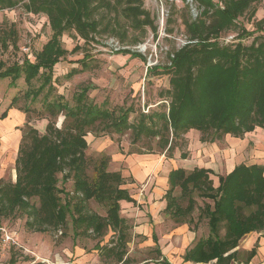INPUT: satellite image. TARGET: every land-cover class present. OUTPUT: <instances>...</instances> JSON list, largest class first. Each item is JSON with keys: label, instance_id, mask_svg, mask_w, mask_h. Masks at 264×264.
<instances>
[{"label": "trees", "instance_id": "obj_1", "mask_svg": "<svg viewBox=\"0 0 264 264\" xmlns=\"http://www.w3.org/2000/svg\"><path fill=\"white\" fill-rule=\"evenodd\" d=\"M260 1L221 0L220 5L214 0H193L199 9L195 17L185 6L180 22L186 42L167 52L168 64H153L147 69L148 75L168 74L169 87L160 92L157 109L140 111L133 119L130 118L136 112L133 106L110 109L90 101L87 92L92 85L89 83L78 87L72 105L64 101L62 95L49 92L55 90L53 67L68 52L60 45L64 31L75 30L85 42L95 40L94 36L108 30L123 39L126 28L121 17H124L128 28L144 33L148 27L156 37L158 24L142 7V0H0V10L22 3L29 12L46 14L52 31L41 48L33 53L34 59L24 55L21 61L10 65L0 63V80L9 78V84L14 85L22 78L28 85L24 92L26 99L34 101L47 88L40 99L43 112L49 117L44 132L28 120L21 129L14 161L16 179L0 182V216L23 213L27 217L25 225L36 232L59 230L65 226L68 216L74 232L79 230L78 234L92 232L100 236L113 228L117 236L112 245H97L100 251L104 250L100 253L103 261L111 264L106 259L114 257L113 263L130 264L125 256L129 241L127 222L118 211L119 201L134 199L121 187L124 183L121 173L106 169L105 155L95 162L92 174L88 173L85 136L99 131L102 134L130 131L132 144L142 138L155 139L159 150H134L137 153H164L172 157L177 140L191 129L199 131L203 142H214L226 135L242 138L256 126L264 129V35L253 36L249 44L241 38L262 31L264 19L255 20L252 31L237 22L245 14L250 20L256 12L255 4ZM100 9L105 14L95 17ZM111 12L114 15L106 18ZM175 14V11L167 14V34L173 32L171 24L176 21ZM229 30L237 32L234 40L220 42L221 34ZM1 44L6 46L4 38ZM116 53L146 59L141 53L126 48ZM85 58L84 55L75 62L86 65ZM76 72L78 69L72 67L65 76L71 77ZM34 80L39 81L38 86L30 87ZM16 99L12 97L9 106ZM29 110L28 105L23 111ZM59 115L63 118L57 126L55 119ZM5 116L6 111H3L0 119ZM186 155V152L180 153L181 158ZM210 172L198 167L190 171L177 167L168 174L165 211L175 222H191L195 193L212 201H204L203 206L198 207L199 218L208 220L209 233L186 249L183 259L203 263L215 260L216 264L246 263L253 257L255 247L243 252L241 257L236 247L246 233L264 229V165L237 164L226 175L219 176L216 187L209 177ZM59 179L62 182L72 179L70 193L58 188ZM176 188L180 190L179 197L186 200L185 206L174 194ZM62 192L64 196L60 195ZM90 199L107 207L106 216L86 209ZM221 229L223 235L219 234ZM31 261V264H44ZM14 262L11 257L8 264ZM160 262L171 264L166 258Z\"/></svg>", "mask_w": 264, "mask_h": 264}, {"label": "rangeland", "instance_id": "obj_2", "mask_svg": "<svg viewBox=\"0 0 264 264\" xmlns=\"http://www.w3.org/2000/svg\"><path fill=\"white\" fill-rule=\"evenodd\" d=\"M26 1V0H22ZM221 5V0H214ZM190 9L192 17H195L199 11L198 5L193 0H142V7L147 9L155 18L158 24V34L154 37L152 31L147 27L144 33L139 30L128 28L126 19L121 17L125 29L123 39L119 34L113 35L110 31H105L94 36L95 40L85 42L75 30H66L60 35V45L68 52L53 67V85L55 90L50 94L62 95L63 100L70 105L73 104V96L78 87L82 84H91V89L87 92L90 101L96 104L104 105L110 109L123 105L124 107L133 106L136 112L131 117L138 116L140 111L150 112L157 109V104L161 102L160 92L169 87V75L153 74L148 75L147 69L153 64H168L167 52L172 47H180L186 42V33L180 22V13L185 9ZM256 12L254 16L247 20V14L239 17L238 25L246 27L247 30L254 29V21L264 19V0L255 4ZM102 9L95 17H101ZM175 11L176 21L172 23L173 32H165V19L168 13ZM114 12L105 17L113 16ZM9 30L13 31L9 33ZM48 18L43 13H33L25 10L22 3L12 8L0 10V63L5 66L15 61H21L24 55L32 57L33 53L38 51L43 43L50 37ZM237 34L234 30L225 31L219 37L222 43H228L234 40ZM262 34L264 29L257 31L252 35L242 36V41L249 44L253 36ZM5 39L6 46L1 44ZM137 38L138 41H134ZM130 49L141 53L146 57L141 60L133 57L129 53H116L118 49ZM85 58V64L75 62L77 59ZM33 59V58H31ZM74 67L78 72L71 77L65 76L70 69ZM10 79L0 80V114L8 105L12 97H16L15 105L25 110L29 105L30 110L25 112L26 121L36 127L40 132H44L48 115L43 112L42 97L47 88L41 94L31 101L29 97L24 96L28 89L22 78L16 80L14 85L9 84ZM39 81L34 80L30 87L38 86ZM51 97V96H49ZM29 98V99H28ZM44 115V116H41ZM62 115L55 120L57 126L62 122ZM26 123V122H25ZM23 124L20 129L25 125ZM256 126L255 128H257ZM22 132V130H21ZM200 133L195 129L189 130L176 142L172 157H167L164 153H137L136 151L157 150L155 139L147 140L142 138L135 144H132V135L130 131L124 134H102L87 133L85 139L87 148L85 155L88 161V173L92 174L93 165L97 163L101 156L107 158L106 169L108 171H119L124 178L122 188H126L129 194L135 200L128 202L119 201V216L124 217L127 222V231L129 241L126 244V255L130 264H153L154 261L166 257L173 264H182V256L186 248L191 247L198 238L205 237L209 233L207 219L199 218V209L204 201L212 203L194 194L196 201L195 209L191 214V222L186 225L194 230V234L188 237L182 233L173 218L159 204L162 200L165 190L168 188L165 178L169 169L182 167L186 171L192 170L198 165L209 166L213 174L210 175L213 185H217V175L219 171H224L227 167V160L231 156H222L224 151L233 149V144L240 140L230 135L224 136L214 142H201ZM251 145L244 150L247 155ZM136 150V151H134ZM263 150V149H262ZM134 151V152H132ZM159 152V150H157ZM186 152V158H181L180 153ZM263 152V151H262ZM9 154L5 155L4 160ZM133 158V159H132ZM144 158L150 161L157 159L155 165L151 168L147 176L139 181L136 179L137 171H134L132 160ZM102 159V158H101ZM250 159V158H248ZM0 162V182H14L16 179L15 163L10 160V164L4 161ZM137 163V161H136ZM224 163V169L221 164ZM135 173V176H134ZM60 177V176H59ZM61 179V178H60ZM59 179L57 186L63 188L64 192H71L72 179L62 182ZM174 194L179 198L182 206L186 205V200L179 197L180 190L176 188ZM64 196L63 192L60 194ZM34 201V200H32ZM86 209L97 213L100 216H106L107 207L94 199L87 202ZM26 215L16 212L14 215L0 216V224L5 225L11 232L15 233L19 247L9 245L2 247L0 245V264H8L10 258L15 260L12 264H30L33 261H41L44 264H106L103 261V255L97 245H112L116 240L115 229L108 228L103 235L92 232L81 234L74 232L67 217L66 224L59 230H47L36 232L30 230L25 225ZM144 224L142 233H137L136 229ZM153 227V228H152ZM155 232L157 241H153L150 234ZM223 235V229L219 231ZM192 237V240H191ZM160 251V252H158ZM240 251V257L243 254ZM107 262L112 264L114 257H108ZM216 264V263H215Z\"/></svg>", "mask_w": 264, "mask_h": 264}, {"label": "crops", "instance_id": "obj_3", "mask_svg": "<svg viewBox=\"0 0 264 264\" xmlns=\"http://www.w3.org/2000/svg\"><path fill=\"white\" fill-rule=\"evenodd\" d=\"M30 58L34 59V56L32 55V57H30ZM0 101H1V97H0ZM10 101L7 103L8 105L3 110V111H6V116L4 118L0 119V162L2 163L5 155L9 154L8 157L4 160L9 164L11 163L10 160L13 163L15 161L17 151H18V147H19V143H20L21 136H22V132H21L20 127L23 126V124L26 122V119H27L25 112L22 109H20L18 106H16L15 102L9 106ZM226 136L228 137V135H226ZM236 139H238L240 141L233 144V146H234L233 149H231L230 151H224L225 152L224 154L222 152V156H231L232 158H231V160L226 158V160H227L226 169L224 171L218 172L219 175H217V178H216V179H218L217 185L219 184V176L220 175H226L237 164L244 163V164L249 165V164L256 163V164L264 165V129L257 127L253 131L245 133L242 138H235V140ZM201 142H203V141H201ZM248 145L252 146L249 153L247 154V155H249V157L246 156L245 151H244L248 147ZM248 158H250V159H248ZM136 161H137V163H136ZM155 161H157V159L152 160V161H150L148 159H144V158H139L137 160L134 159V161L132 160V164L134 166L133 172L137 171L136 176L134 173V176L136 177V179L139 181L143 180L147 176V174L150 172L151 168L155 165ZM220 166L223 169L225 167L224 163H222ZM196 167L208 169L209 171H211L209 174V177L211 174H213V171L209 166L198 165ZM174 168H177V167H174ZM174 168H172V169H174ZM172 169H169V171L167 172V175L165 178L166 184H168V174ZM168 187H169V185H168ZM166 190H165V192H166ZM165 192H164V194H165ZM164 194H163V196H161L163 198L159 202V204L165 210L166 199L164 197ZM134 201H132V202H134ZM187 223H188V221L187 222H179L178 228L181 229L182 233H186V231H187L188 234H186V235L188 237H190L191 234L193 236L194 230L190 229V227L188 228V226L186 225ZM140 226L141 227L138 226V228L136 229L137 230L136 232L141 234L143 228H145L144 230L147 233L146 226L144 224H142ZM150 236L153 239V241H155V242L157 241L156 234L153 230H152ZM191 240H192V237H191ZM254 247H255V253H254L253 257L248 262L244 263L242 261L241 262L233 261L231 264H264V229L261 231H250V232L246 233L240 239L239 244L236 247V249L242 250L243 252H245V251H248ZM186 249H188V248H186ZM158 252H160V251H158ZM183 256H184V254H183ZM183 256H182V264H215L216 263L215 260H211V261L206 262V263L185 261L183 259ZM162 258H166V257L162 256ZM162 258L160 260L154 261L153 264H163L160 262L162 260ZM169 263H171V262L169 261ZM30 264H31V262H30ZM171 264H173V263H171Z\"/></svg>", "mask_w": 264, "mask_h": 264}, {"label": "built area", "instance_id": "obj_4", "mask_svg": "<svg viewBox=\"0 0 264 264\" xmlns=\"http://www.w3.org/2000/svg\"><path fill=\"white\" fill-rule=\"evenodd\" d=\"M15 233L11 232L5 225L0 224V245L4 248L9 245H14L19 247V242Z\"/></svg>", "mask_w": 264, "mask_h": 264}]
</instances>
